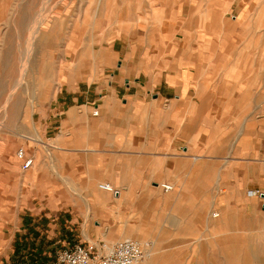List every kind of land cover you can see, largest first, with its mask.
Segmentation results:
<instances>
[{
	"label": "crops",
	"instance_id": "1",
	"mask_svg": "<svg viewBox=\"0 0 264 264\" xmlns=\"http://www.w3.org/2000/svg\"><path fill=\"white\" fill-rule=\"evenodd\" d=\"M79 22L35 42L31 99L18 94L0 129L11 257L14 244L40 261L28 251L43 236H129L153 239L152 264L174 238L183 255L166 263L209 264L216 247L232 264L233 236H264V0H110ZM190 236L214 245L191 260Z\"/></svg>",
	"mask_w": 264,
	"mask_h": 264
},
{
	"label": "rangeland",
	"instance_id": "2",
	"mask_svg": "<svg viewBox=\"0 0 264 264\" xmlns=\"http://www.w3.org/2000/svg\"><path fill=\"white\" fill-rule=\"evenodd\" d=\"M109 2L110 0H0V63L4 61L7 52V59L9 64H12L11 68H13L12 71H14H11L12 77L8 83V94L0 97V129L5 125L7 110L12 102L16 100L18 94L27 92L28 96H25L26 101L31 99L29 96L30 89L34 80L37 79L32 70L35 42H41L43 47V43L49 42L50 33L52 31L54 32L55 29L58 32L57 35L61 37L64 35L63 33L66 28L79 27V21L82 18L87 22H91L96 14L103 10L104 3L107 4ZM47 55H49L47 50L45 52V50L42 49V61H44ZM42 67L45 66L42 65ZM41 78V87L43 88L46 82L43 80V75H41ZM1 197L0 194V199ZM62 228L64 227L62 226ZM3 229L4 226L0 225V264H52L55 252L62 247L63 242L73 245L80 242L83 244L87 242L95 243L101 240H92L90 236H87L86 241H83L80 236H43L42 245L37 247L35 245L36 242L33 241L35 244H31V248L28 251L41 254V249H43L45 255L41 257L40 262L39 259L36 261L35 258L31 257L32 255H24L26 253L23 251L22 247L14 246V244V253L11 257L9 253L11 236H4V234H6V229ZM40 229L42 228L40 227ZM233 237V246L231 249L232 264H264V256H261V254L264 253V236ZM16 238H19V236H16ZM47 238H50L49 241ZM126 238L133 237L128 236L125 237V239ZM142 239L144 240L140 242L146 240L153 242V239ZM118 240L121 239H102L101 241L113 245L118 242ZM175 240L174 238L172 242H165V246L161 250L162 253L159 256L162 259V264H169L170 259L178 260V258H182V249L177 251V249L171 248ZM209 241L210 239L206 236L202 238L201 236H190V259L192 260V257L196 255V247L199 242L205 244ZM212 244L214 245V243ZM215 248L216 247L210 251L211 258H209V264H215L214 262H218L221 258L218 248ZM154 251L153 248V253L140 264L149 262L152 264V258L155 256ZM186 253L187 250L185 251V254ZM204 255H206V252L200 259L201 264H208L206 263L208 258ZM168 260L169 263H166Z\"/></svg>",
	"mask_w": 264,
	"mask_h": 264
},
{
	"label": "built area",
	"instance_id": "3",
	"mask_svg": "<svg viewBox=\"0 0 264 264\" xmlns=\"http://www.w3.org/2000/svg\"><path fill=\"white\" fill-rule=\"evenodd\" d=\"M16 159L22 173L29 171L33 166V158L27 157L23 149L18 150ZM98 187L103 192L113 193V188L108 184H100ZM159 188L164 193L172 191L168 184H161ZM255 195H260V192L256 191ZM149 249V243L130 238L113 245L103 241L73 245L63 243L55 252L52 264H140L146 258Z\"/></svg>",
	"mask_w": 264,
	"mask_h": 264
},
{
	"label": "bare ground",
	"instance_id": "4",
	"mask_svg": "<svg viewBox=\"0 0 264 264\" xmlns=\"http://www.w3.org/2000/svg\"><path fill=\"white\" fill-rule=\"evenodd\" d=\"M89 240V239H88Z\"/></svg>",
	"mask_w": 264,
	"mask_h": 264
}]
</instances>
